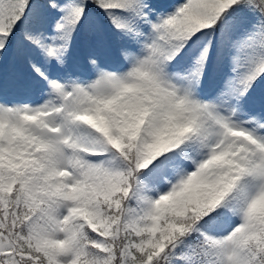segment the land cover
<instances>
[{
  "label": "snow or ice",
  "instance_id": "snow-or-ice-1",
  "mask_svg": "<svg viewBox=\"0 0 264 264\" xmlns=\"http://www.w3.org/2000/svg\"><path fill=\"white\" fill-rule=\"evenodd\" d=\"M0 264H264V0H0Z\"/></svg>",
  "mask_w": 264,
  "mask_h": 264
}]
</instances>
